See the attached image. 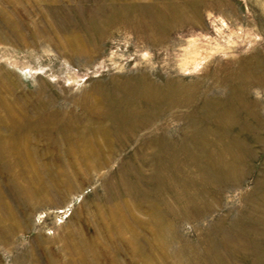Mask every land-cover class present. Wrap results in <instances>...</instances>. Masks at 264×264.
I'll list each match as a JSON object with an SVG mask.
<instances>
[{
  "label": "rangeland",
  "instance_id": "1",
  "mask_svg": "<svg viewBox=\"0 0 264 264\" xmlns=\"http://www.w3.org/2000/svg\"><path fill=\"white\" fill-rule=\"evenodd\" d=\"M0 264H264V0H0Z\"/></svg>",
  "mask_w": 264,
  "mask_h": 264
},
{
  "label": "bare ground",
  "instance_id": "2",
  "mask_svg": "<svg viewBox=\"0 0 264 264\" xmlns=\"http://www.w3.org/2000/svg\"><path fill=\"white\" fill-rule=\"evenodd\" d=\"M223 164H224V167H223V168L225 169L226 172L231 171V170H230L231 167H232V162H231V161L227 160V161H225Z\"/></svg>",
  "mask_w": 264,
  "mask_h": 264
}]
</instances>
